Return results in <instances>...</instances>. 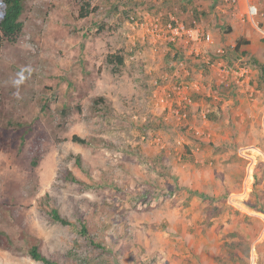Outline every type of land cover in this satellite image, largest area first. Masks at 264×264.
<instances>
[{"label":"rangeland","instance_id":"rangeland-1","mask_svg":"<svg viewBox=\"0 0 264 264\" xmlns=\"http://www.w3.org/2000/svg\"><path fill=\"white\" fill-rule=\"evenodd\" d=\"M235 6L24 0L0 34V264H264V35Z\"/></svg>","mask_w":264,"mask_h":264},{"label":"trees","instance_id":"trees-1","mask_svg":"<svg viewBox=\"0 0 264 264\" xmlns=\"http://www.w3.org/2000/svg\"><path fill=\"white\" fill-rule=\"evenodd\" d=\"M2 5H3V10L0 14V34L3 39H5L8 42H15L17 38L19 37L23 23L19 19L20 14L23 9V2L24 0H0ZM89 2L86 1L84 6L81 8L80 14L89 12ZM112 54H109L107 56L108 61H112L111 59ZM115 62L119 65L123 64V57L121 55H115L114 57ZM71 140L74 142H79V143H85L87 142L84 138H81L77 135H72ZM76 164L78 163V160L76 161ZM65 177L69 180L76 181L75 177L69 172L66 173ZM192 193L198 194L199 191L196 189L192 190ZM51 220L55 222H59L63 225H72L73 222L69 220L67 217L62 216L59 211L56 208H51L49 212ZM79 232L81 236L85 239H89V242L99 248H103V246L96 241H93L89 235H88V229L87 226L84 222L81 223ZM27 254L36 261H40L43 264H57L55 261L49 259L46 257L39 249L37 245H32L27 247L26 249Z\"/></svg>","mask_w":264,"mask_h":264},{"label":"built area","instance_id":"built-area-1","mask_svg":"<svg viewBox=\"0 0 264 264\" xmlns=\"http://www.w3.org/2000/svg\"><path fill=\"white\" fill-rule=\"evenodd\" d=\"M228 3L230 4V6H232L233 8H235V4L239 3L241 0H227ZM243 2L245 3V9L243 11V13L241 14L242 20H247L248 22L251 23V25H254L256 27L259 26V20L257 19V17L261 14L259 12V6L257 4L256 0H243ZM168 29L174 33V34H184L187 33V29L183 26V25H176V26H172V23H168ZM261 29V28H260ZM261 31V30H260ZM205 42L210 40V34H205L204 37ZM220 52H222V50H219ZM219 66H221V63H219ZM246 72L245 68H240L238 71L235 72L236 75L241 76ZM229 70L227 67L225 66H221L220 68H218V74L219 76H221L222 78L227 76L229 74ZM233 73V70L232 72Z\"/></svg>","mask_w":264,"mask_h":264},{"label":"crops","instance_id":"crops-1","mask_svg":"<svg viewBox=\"0 0 264 264\" xmlns=\"http://www.w3.org/2000/svg\"><path fill=\"white\" fill-rule=\"evenodd\" d=\"M251 24V23H250ZM251 28L254 30L255 29V31H258V32H260V33H262L263 35H264V28L263 27H260L259 28V26L258 27H256V26H254V25H252L251 26ZM261 30V31H260ZM187 33L189 34L188 36H190V38H193L194 39V41L191 43V45L189 46V48H188V50L190 49V51H192V50H194V54L196 55V56H199L200 54L199 53H201V52H203V50H202V48H201V44L200 43H203V44H205V41H201V39H199V38H197V35H196V30L195 29H187ZM209 34V33H208ZM196 38H197V40H196ZM191 42V41H190ZM187 43H189V39L188 38H185V46L184 47H188L187 46ZM201 58H203V56H201ZM185 64H187V63H185ZM187 70V69H186ZM247 71H248V69H247ZM199 74V73H198ZM246 81V83L248 82V80H249V78H248V76L246 77V79H243V81ZM244 81V82H245ZM194 87L195 88H200V85H197V84H194ZM253 90L252 88H248V90ZM185 93H187V91L185 92ZM251 93V92H250ZM188 94V93H187ZM209 94V93H208ZM182 95H184L183 93H182ZM182 95H181V98H182ZM188 101H189V103H190V101L192 102V99H190V97L188 98ZM236 113H239V111H236ZM204 148H202V149H199V148H196V152H195V154H196V157H197V159L198 160H200L201 162H204L205 160H207L208 158V153L206 152V151H204L203 150ZM215 156H212L211 158H214ZM210 162H212V161H210ZM217 176H219V175H217ZM215 178H217L216 176H214L213 174H210V175H206L205 173H201V175H200V177L197 179V184L199 183V185H197V186H202V188H203V186L205 185L206 187H208V180H210V179H212V181L215 179ZM244 188V183H242V187H241V189H243Z\"/></svg>","mask_w":264,"mask_h":264}]
</instances>
